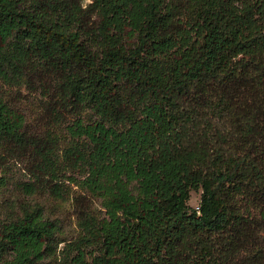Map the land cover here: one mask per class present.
<instances>
[{"label": "trees", "instance_id": "1", "mask_svg": "<svg viewBox=\"0 0 264 264\" xmlns=\"http://www.w3.org/2000/svg\"><path fill=\"white\" fill-rule=\"evenodd\" d=\"M25 71L95 116L66 125L104 209L78 242L94 263L264 264V0H0V78ZM22 120L0 98V138ZM53 229L3 223L0 264H35Z\"/></svg>", "mask_w": 264, "mask_h": 264}, {"label": "rangeland", "instance_id": "2", "mask_svg": "<svg viewBox=\"0 0 264 264\" xmlns=\"http://www.w3.org/2000/svg\"><path fill=\"white\" fill-rule=\"evenodd\" d=\"M117 91L124 100L137 102L133 83L122 81ZM0 98L23 118L22 140L0 138V226L24 212H38L54 229L35 264H72L77 244L88 264H99L89 256L98 249L78 242L89 222L104 216V209L100 198L80 183L85 166L79 164L76 152H66L75 143L88 149L84 139L69 136L66 125L78 116L89 121L94 114L88 107L78 112L63 108L53 78L32 71L18 80L0 78ZM199 195L200 188H190L186 203L196 207Z\"/></svg>", "mask_w": 264, "mask_h": 264}]
</instances>
